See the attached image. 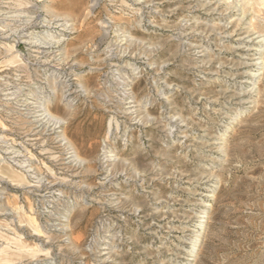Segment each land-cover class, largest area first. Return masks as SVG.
<instances>
[{"label": "rangeland", "instance_id": "374dc122", "mask_svg": "<svg viewBox=\"0 0 264 264\" xmlns=\"http://www.w3.org/2000/svg\"><path fill=\"white\" fill-rule=\"evenodd\" d=\"M0 264H264V0H0Z\"/></svg>", "mask_w": 264, "mask_h": 264}, {"label": "bare ground", "instance_id": "6f19581e", "mask_svg": "<svg viewBox=\"0 0 264 264\" xmlns=\"http://www.w3.org/2000/svg\"><path fill=\"white\" fill-rule=\"evenodd\" d=\"M36 19V18H35ZM38 113V112H37ZM39 117V116H38ZM36 120V119H35ZM9 154H12V152L11 153H9ZM17 158H19L18 156L17 157H14V159L16 160Z\"/></svg>", "mask_w": 264, "mask_h": 264}]
</instances>
